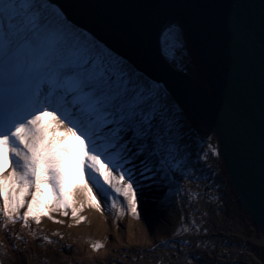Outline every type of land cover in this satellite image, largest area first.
I'll use <instances>...</instances> for the list:
<instances>
[{
    "label": "snow or ice",
    "instance_id": "obj_1",
    "mask_svg": "<svg viewBox=\"0 0 264 264\" xmlns=\"http://www.w3.org/2000/svg\"><path fill=\"white\" fill-rule=\"evenodd\" d=\"M158 43L166 62L187 66L183 25H165ZM0 57L21 90L0 120L5 230L18 222L30 227V220L39 225L42 217L53 219L51 212L68 216V209L82 222L77 190L101 211L109 194L123 197L121 213L139 218L141 180L166 182L187 170L183 107L162 82L71 24L49 0H5ZM188 231L181 225L174 235Z\"/></svg>",
    "mask_w": 264,
    "mask_h": 264
},
{
    "label": "water",
    "instance_id": "obj_2",
    "mask_svg": "<svg viewBox=\"0 0 264 264\" xmlns=\"http://www.w3.org/2000/svg\"><path fill=\"white\" fill-rule=\"evenodd\" d=\"M49 2L162 82L192 127L215 136L235 198L264 237V0ZM170 23L183 25L207 88L161 56L158 37Z\"/></svg>",
    "mask_w": 264,
    "mask_h": 264
},
{
    "label": "rangeland",
    "instance_id": "obj_3",
    "mask_svg": "<svg viewBox=\"0 0 264 264\" xmlns=\"http://www.w3.org/2000/svg\"><path fill=\"white\" fill-rule=\"evenodd\" d=\"M186 51L187 58L184 63L187 66L182 69L175 67L191 74L204 85V78L188 45ZM196 139L198 151L194 154L189 151L187 153L189 152V156L199 161L197 162L201 168L199 173L191 167L182 175L162 182L159 196H155L157 198L150 202L159 217L155 225L157 232L151 236V240L157 235L162 236L164 240L156 242L151 250H147L145 261L147 264H158L157 258H162L160 264H172L174 260L180 261L181 264H257L254 261L261 258L264 262L263 238L236 203L232 187L224 175L219 155H214L212 152L214 149L218 153L215 137L212 134L205 135L204 138L197 135ZM107 199V208L115 224L109 223V233L106 237L89 238L91 246L94 243L104 245L99 251H90L97 257V261L102 257L97 254L102 253L112 240L114 229L117 227L123 230V223L127 217L134 218L135 227H139L138 224L145 220L140 206V216L137 218L126 209L123 214L121 213L123 197L112 194ZM113 204L115 207H112ZM23 211L24 209L21 210ZM84 214L79 213L85 218L81 222L82 228L90 227V223L85 225L87 220ZM50 215L53 219L42 217L43 226L50 227V224H53L54 229L59 232L70 230L72 223L76 221V218L70 217V214L63 216L59 211L51 212ZM54 220L60 223H55ZM193 220L198 222L199 231L194 230ZM51 221L53 223H50ZM181 225H185L189 231L174 235ZM135 238L140 242L141 232L136 233ZM120 243L123 246L130 245L127 236H122ZM132 249L141 251L138 245L132 246Z\"/></svg>",
    "mask_w": 264,
    "mask_h": 264
},
{
    "label": "bare ground",
    "instance_id": "obj_4",
    "mask_svg": "<svg viewBox=\"0 0 264 264\" xmlns=\"http://www.w3.org/2000/svg\"><path fill=\"white\" fill-rule=\"evenodd\" d=\"M4 2L5 0H0V5H3ZM49 4L52 9L62 12L56 5L51 2H49ZM68 20L71 24L89 33L78 24L72 23L70 19ZM169 64L172 65L171 63ZM3 70L6 71L2 57H0V84L3 86V83H5L12 86L14 90L12 98L14 100L21 95V90L15 86V77L13 75L8 74L5 75V77L2 76ZM172 99L174 102L178 103L173 96ZM24 114L26 113H21V115ZM187 122L189 124H185L184 146L187 151L194 154L198 151L196 136L199 135V137L204 138V135L210 133L206 129H203L201 130L203 134H200L199 131L191 126L188 120ZM188 158L187 169L189 170L193 167L196 173H199V170L201 169L197 164L199 161L196 159L195 161L194 158L189 155ZM9 170H11V167ZM161 185L163 184L159 178L141 180L138 191V204L140 205V208H142L140 210H143L144 212L145 220L138 224L139 227H135L136 221L134 218L127 217L126 221L123 223L124 227L122 231L116 227L112 233V240L109 242L108 246L102 251V253L97 254L98 256H102V261H97V257L90 253V251H93V248L89 238L91 236L97 237L98 239L106 237L109 233V223L114 225L115 222L113 221L107 206H105L102 211L87 206L83 193L78 190L75 191L74 194L76 206L79 207L80 202H85V207L80 213H85L84 216H86L87 220L85 225L90 223V227L82 228V223H77L75 221L72 223L70 230L59 232L54 229L53 224H50V227L45 225L44 227L42 222L37 225L34 221L30 220V227H23L22 222H18L14 225H9L7 230H5L2 226L4 218L0 216V261H2V264H147L145 261L147 250H151V247H153L156 242L164 240L160 235H157L155 239L151 240V236L157 232L155 225L157 224L159 217L154 210V207L150 205V202L157 198H155V196L158 195ZM68 212L71 215V209H68ZM44 218H41V221ZM248 220L251 221L249 217ZM50 223L53 222L51 221ZM138 232H141L140 242L135 240V235ZM122 236H127V241L130 243V245L128 244L129 246H123L120 243ZM131 245H138L141 251L138 249L134 251ZM259 259L260 260L257 258L254 261L253 258L252 260L254 263L263 264L264 262L262 259ZM172 264L181 263L180 261L174 260Z\"/></svg>",
    "mask_w": 264,
    "mask_h": 264
}]
</instances>
